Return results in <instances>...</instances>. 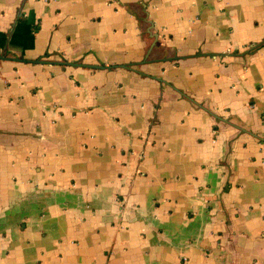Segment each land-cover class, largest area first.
Returning a JSON list of instances; mask_svg holds the SVG:
<instances>
[{"label":"crops","instance_id":"crops-1","mask_svg":"<svg viewBox=\"0 0 264 264\" xmlns=\"http://www.w3.org/2000/svg\"><path fill=\"white\" fill-rule=\"evenodd\" d=\"M0 264H264V0H0Z\"/></svg>","mask_w":264,"mask_h":264},{"label":"water","instance_id":"water-1","mask_svg":"<svg viewBox=\"0 0 264 264\" xmlns=\"http://www.w3.org/2000/svg\"><path fill=\"white\" fill-rule=\"evenodd\" d=\"M74 64H75V63H74ZM84 66L92 67V66H89V65H85V64H84Z\"/></svg>","mask_w":264,"mask_h":264}]
</instances>
